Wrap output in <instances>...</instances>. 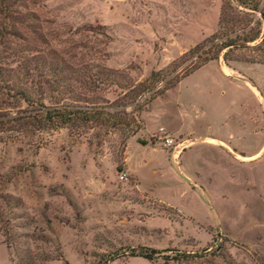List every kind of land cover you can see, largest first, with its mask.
<instances>
[{
    "label": "rangeland",
    "instance_id": "rangeland-1",
    "mask_svg": "<svg viewBox=\"0 0 264 264\" xmlns=\"http://www.w3.org/2000/svg\"><path fill=\"white\" fill-rule=\"evenodd\" d=\"M9 3L28 54L48 60L49 83L24 84L34 99L126 110L133 126L0 129V264H264V64L189 53L219 29L223 0ZM161 70L145 102L138 87ZM7 102L0 120L31 110Z\"/></svg>",
    "mask_w": 264,
    "mask_h": 264
},
{
    "label": "trees",
    "instance_id": "trees-1",
    "mask_svg": "<svg viewBox=\"0 0 264 264\" xmlns=\"http://www.w3.org/2000/svg\"><path fill=\"white\" fill-rule=\"evenodd\" d=\"M11 0H0V117L6 114L1 113L2 106L8 100L12 102L25 101L31 110L25 115L16 118L1 119L0 129L6 128L8 123L19 122L21 126H34L44 128L48 126L52 129H58L77 123L90 124L101 123L118 127L119 125H132L129 118H126L127 112L123 117L119 113H112L108 109L101 107L84 108L82 106H70L56 102L52 106H47L41 99H34L30 95L29 87L24 85L27 79L34 73L39 76V80L45 79L46 83L50 80L43 78L45 69H47L48 60L44 50L39 48L40 53L30 56L29 51L33 50L32 42L29 37L20 34L16 28V19L22 21L25 14L16 10V17L13 15V5ZM28 26V25H27ZM18 39L15 42L12 39ZM42 47L47 43L41 40ZM200 50H202L200 52ZM244 52V56L238 60H243L252 64H264V0H223V10L220 17L219 29L209 37L203 45H198L189 50L191 55L201 59V66L211 60H217L222 55L226 61L233 59L234 54ZM197 54V55H196ZM13 58L18 68L11 67L8 59ZM54 68V83L57 89L61 85V74L58 71L59 64L52 62ZM56 66V67H55ZM196 66V65H195ZM200 66H198L199 68ZM164 71H154L144 83L139 85L140 95H146L145 102L152 101L159 95L157 83L165 81ZM188 75V74H187ZM35 83V88L43 93L41 81ZM181 79L176 81L167 80L166 89L178 84ZM134 90L131 92L133 93ZM138 95V94H137ZM137 106H140L137 96H133ZM11 102V103H12ZM11 103L9 105H11ZM24 121V122H23ZM139 127V126H137ZM160 252L153 248H142L137 256L143 257L149 261H154ZM167 259V258H166Z\"/></svg>",
    "mask_w": 264,
    "mask_h": 264
},
{
    "label": "built area",
    "instance_id": "built-area-1",
    "mask_svg": "<svg viewBox=\"0 0 264 264\" xmlns=\"http://www.w3.org/2000/svg\"><path fill=\"white\" fill-rule=\"evenodd\" d=\"M161 130L164 131V128H161ZM162 139L164 140V144L166 146H174L176 141L174 138L170 137L169 135H165L162 137ZM179 145V144H178ZM177 147V146H176Z\"/></svg>",
    "mask_w": 264,
    "mask_h": 264
}]
</instances>
